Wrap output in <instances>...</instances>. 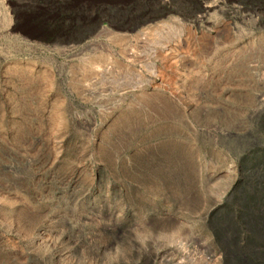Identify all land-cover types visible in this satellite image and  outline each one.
Masks as SVG:
<instances>
[{
  "label": "rangeland",
  "instance_id": "374dc122",
  "mask_svg": "<svg viewBox=\"0 0 264 264\" xmlns=\"http://www.w3.org/2000/svg\"><path fill=\"white\" fill-rule=\"evenodd\" d=\"M263 227L264 0H0V264H264Z\"/></svg>",
  "mask_w": 264,
  "mask_h": 264
},
{
  "label": "trees",
  "instance_id": "16d2710c",
  "mask_svg": "<svg viewBox=\"0 0 264 264\" xmlns=\"http://www.w3.org/2000/svg\"><path fill=\"white\" fill-rule=\"evenodd\" d=\"M241 218H242V216H241ZM236 229L239 231V232H241V233H243L244 235H242L244 238H245V240H246V243L248 242V246L249 245H253V243H254V239H253V235L251 234V232L249 231H245V233H244V227H243V225H242V222H244V221H241L240 219H237L236 221ZM263 234H264V227H263ZM235 239V238H234ZM233 239V240H234ZM227 240V239H226ZM233 240L231 241L230 240V242L229 243H233ZM229 241V240H228ZM231 243V244H232ZM233 245V244H232ZM231 245V246H232ZM232 250L233 251H235L234 250V248L232 247ZM236 255L238 256L237 258H236V261L239 263V264H248V262L249 261H253V259L251 260V259H249V261L247 262V260H246V258H245V256H242L240 253H239V251L236 249ZM250 257H252V256H250ZM253 264H256L255 262H253Z\"/></svg>",
  "mask_w": 264,
  "mask_h": 264
}]
</instances>
